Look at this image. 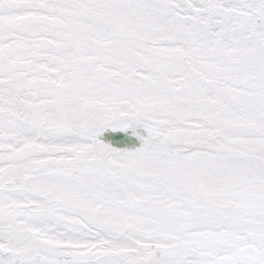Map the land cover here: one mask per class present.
<instances>
[{
	"label": "rangeland",
	"instance_id": "1",
	"mask_svg": "<svg viewBox=\"0 0 264 264\" xmlns=\"http://www.w3.org/2000/svg\"><path fill=\"white\" fill-rule=\"evenodd\" d=\"M0 264H264V0H0Z\"/></svg>",
	"mask_w": 264,
	"mask_h": 264
},
{
	"label": "flooded vegetation",
	"instance_id": "2",
	"mask_svg": "<svg viewBox=\"0 0 264 264\" xmlns=\"http://www.w3.org/2000/svg\"><path fill=\"white\" fill-rule=\"evenodd\" d=\"M64 40H68V39H66V37H64Z\"/></svg>",
	"mask_w": 264,
	"mask_h": 264
}]
</instances>
